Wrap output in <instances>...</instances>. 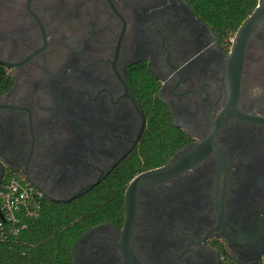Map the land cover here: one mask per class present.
<instances>
[{
    "label": "flooded vegetation",
    "instance_id": "obj_1",
    "mask_svg": "<svg viewBox=\"0 0 264 264\" xmlns=\"http://www.w3.org/2000/svg\"><path fill=\"white\" fill-rule=\"evenodd\" d=\"M236 30V29H235ZM235 32V31H234ZM233 32V34H234ZM186 0H0V187L14 176L39 201L65 203L114 175L146 124L135 83L153 96L182 142L205 153L141 181L124 237L121 216L84 228L72 264L253 263L264 252V24L247 42L235 102L230 46Z\"/></svg>",
    "mask_w": 264,
    "mask_h": 264
},
{
    "label": "trees",
    "instance_id": "obj_2",
    "mask_svg": "<svg viewBox=\"0 0 264 264\" xmlns=\"http://www.w3.org/2000/svg\"><path fill=\"white\" fill-rule=\"evenodd\" d=\"M194 13L207 21L220 40L229 42L240 22L252 10L256 0H186ZM135 83L145 102L146 124L141 140L130 156L107 178L79 198L53 203L39 201L36 213L21 218L15 234L0 242V264H72L70 247L87 226L121 216V194L126 181L136 172L163 163L182 142L183 133L174 126L165 107L153 96L149 78L142 74ZM251 264H264V252ZM221 264H239L225 258Z\"/></svg>",
    "mask_w": 264,
    "mask_h": 264
},
{
    "label": "water",
    "instance_id": "obj_3",
    "mask_svg": "<svg viewBox=\"0 0 264 264\" xmlns=\"http://www.w3.org/2000/svg\"><path fill=\"white\" fill-rule=\"evenodd\" d=\"M264 24V0H256L252 10L245 16L236 28L231 38L230 46L225 62V77L229 88L228 101L235 102L239 90V82L247 42L250 35ZM206 143L201 142L194 147L186 150L178 157L170 159L166 163L144 170L135 175L127 184L124 191V221L122 233L124 237L131 229L134 219V192L135 187L141 181H156L166 178L179 171L186 164L197 159L205 153ZM128 256L132 264H138L137 258L132 252L128 251ZM251 264V263H245Z\"/></svg>",
    "mask_w": 264,
    "mask_h": 264
},
{
    "label": "built area",
    "instance_id": "obj_4",
    "mask_svg": "<svg viewBox=\"0 0 264 264\" xmlns=\"http://www.w3.org/2000/svg\"><path fill=\"white\" fill-rule=\"evenodd\" d=\"M38 200L25 180L10 176L0 187V242L23 226L21 218L34 215Z\"/></svg>",
    "mask_w": 264,
    "mask_h": 264
},
{
    "label": "clouds",
    "instance_id": "obj_5",
    "mask_svg": "<svg viewBox=\"0 0 264 264\" xmlns=\"http://www.w3.org/2000/svg\"><path fill=\"white\" fill-rule=\"evenodd\" d=\"M264 96V86L255 85L249 90V98L255 100L256 98Z\"/></svg>",
    "mask_w": 264,
    "mask_h": 264
}]
</instances>
